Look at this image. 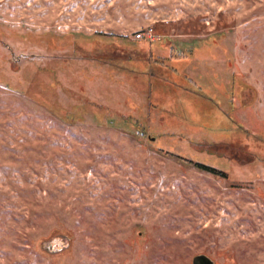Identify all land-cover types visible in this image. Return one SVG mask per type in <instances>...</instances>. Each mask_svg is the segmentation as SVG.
I'll return each instance as SVG.
<instances>
[{"label":"rangeland","instance_id":"obj_1","mask_svg":"<svg viewBox=\"0 0 264 264\" xmlns=\"http://www.w3.org/2000/svg\"><path fill=\"white\" fill-rule=\"evenodd\" d=\"M196 256L264 264V0H0V264Z\"/></svg>","mask_w":264,"mask_h":264},{"label":"built area","instance_id":"obj_2","mask_svg":"<svg viewBox=\"0 0 264 264\" xmlns=\"http://www.w3.org/2000/svg\"><path fill=\"white\" fill-rule=\"evenodd\" d=\"M135 38L136 39H145V40H148V41H153L154 39V35L152 34V31L149 30L148 32L146 33H142V32H139L135 35Z\"/></svg>","mask_w":264,"mask_h":264},{"label":"water","instance_id":"obj_3","mask_svg":"<svg viewBox=\"0 0 264 264\" xmlns=\"http://www.w3.org/2000/svg\"><path fill=\"white\" fill-rule=\"evenodd\" d=\"M192 264H213V263L204 256H196L192 259Z\"/></svg>","mask_w":264,"mask_h":264},{"label":"trees","instance_id":"obj_4","mask_svg":"<svg viewBox=\"0 0 264 264\" xmlns=\"http://www.w3.org/2000/svg\"><path fill=\"white\" fill-rule=\"evenodd\" d=\"M196 166L200 169V170H203V171H206V172H209L211 174H215V171L207 166H204V165H200V164H196Z\"/></svg>","mask_w":264,"mask_h":264}]
</instances>
